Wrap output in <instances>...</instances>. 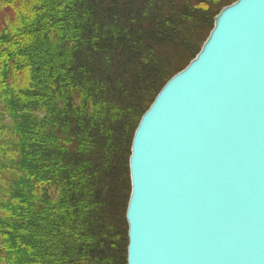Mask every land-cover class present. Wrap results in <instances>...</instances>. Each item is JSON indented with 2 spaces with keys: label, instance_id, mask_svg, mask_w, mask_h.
<instances>
[{
  "label": "trees",
  "instance_id": "16d2710c",
  "mask_svg": "<svg viewBox=\"0 0 264 264\" xmlns=\"http://www.w3.org/2000/svg\"><path fill=\"white\" fill-rule=\"evenodd\" d=\"M233 1L0 0L2 263L126 264L134 130Z\"/></svg>",
  "mask_w": 264,
  "mask_h": 264
},
{
  "label": "water",
  "instance_id": "95a60500",
  "mask_svg": "<svg viewBox=\"0 0 264 264\" xmlns=\"http://www.w3.org/2000/svg\"><path fill=\"white\" fill-rule=\"evenodd\" d=\"M126 264H264V0H235L142 114Z\"/></svg>",
  "mask_w": 264,
  "mask_h": 264
},
{
  "label": "rangeland",
  "instance_id": "374dc122",
  "mask_svg": "<svg viewBox=\"0 0 264 264\" xmlns=\"http://www.w3.org/2000/svg\"><path fill=\"white\" fill-rule=\"evenodd\" d=\"M0 106H2L1 104H0ZM5 115V114H4ZM0 118L2 119L1 121H4V116L3 115H1V108H0ZM5 176H6V173L4 172L3 173V175H2V178L4 179L5 178ZM0 182H1V179H0ZM2 186L0 185V188H1ZM1 197V196H0ZM0 200H1V198H0ZM0 264H4V263H2V260L0 261Z\"/></svg>",
  "mask_w": 264,
  "mask_h": 264
}]
</instances>
